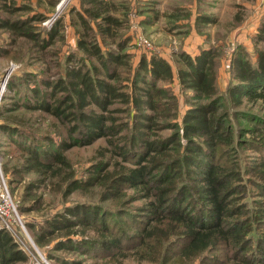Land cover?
I'll use <instances>...</instances> for the list:
<instances>
[{"label":"rangeland","instance_id":"1","mask_svg":"<svg viewBox=\"0 0 264 264\" xmlns=\"http://www.w3.org/2000/svg\"><path fill=\"white\" fill-rule=\"evenodd\" d=\"M89 1L0 0V121L6 117L9 122L20 124L14 141L0 126V171L13 204L10 215L4 219L0 217V228L3 225L9 227L14 242L26 257L24 264H264V222L257 223L254 214L258 213L260 205H264V186L249 171L264 159V149L257 147L264 144V132L260 131L264 129V103L249 102L245 98L241 105L236 106L228 93L230 85L237 82L230 61L231 55L239 50L238 46L246 43L251 62H255L256 50H264V0H227V4L222 6L226 8L224 11L212 0H103L109 14L122 22L118 30L113 29L115 35L107 38L96 30L89 31L87 35L79 19V12H83L84 8H95ZM210 3L216 5V9L212 10ZM243 3L248 7H240ZM213 11L218 13L220 21L211 26H202L203 18L211 20ZM258 14L261 22L253 29L250 23ZM244 18L245 24L240 22ZM16 21H20L24 27H31L33 35L40 34V39L21 36L3 27L4 22ZM97 22L91 21L90 24L96 29ZM52 32H55V38L50 41ZM194 33L202 36L208 47L217 48L215 69L217 94L222 99L221 111L238 115L228 123L236 139L233 147L221 148L215 154L214 162L221 165L227 161L239 164L242 181H234L238 191L234 206L238 209L242 207L243 215L233 220H253L252 225L250 221L246 222L251 228L250 232H246V246L220 245L197 258L193 254L183 253L187 240L181 233L172 235L176 233L172 229L175 224L158 230L161 236H157L154 242L142 241L143 233H136L139 228L147 235L146 229L153 225L150 221L147 227L151 218L150 210L146 209L150 202L147 196L150 191L147 189L122 187L117 193L118 200L107 199L110 193H116L114 189H108L110 181L95 179L94 165L99 161L110 162L111 167L126 165L114 147L108 145L107 139L83 145L82 136L70 133V123L26 106L33 101L34 88L44 94L50 92L46 81L59 86L63 84L61 90H65L71 81L67 74L76 68L81 69L83 65L85 71L90 67H100L78 49L77 42L84 36L88 39L95 36L105 53L130 54L129 61L134 67L143 57L166 58L171 62L174 74H177L178 70L185 68L180 55L191 52L188 48H191ZM118 44L124 45L121 53ZM119 72L122 80L129 77L125 68L122 67ZM156 85L167 88L175 97L177 122L180 125L177 131L159 133L170 137L175 132L186 143L181 129L182 120L194 104V93L182 88L176 75L171 82L161 80ZM65 95L66 91H59L56 97ZM51 102L52 99L48 101L49 104ZM115 108L125 107L119 103L109 107L110 110ZM91 110L100 112L95 106L85 112ZM114 116H119V126L128 120L125 113L115 112ZM256 130L259 133L255 134ZM129 133L128 129H124L119 136ZM253 135L259 138L254 140ZM255 142L259 145H255ZM78 143L81 144L76 145ZM105 148L115 153L103 154ZM29 150L48 156L44 160L53 163L54 173L47 176L26 173L22 168L24 159L30 156ZM57 155L66 157L69 167L57 165L54 160ZM134 163L132 159L128 165ZM13 171L18 173L13 175ZM69 174L74 179L70 184L64 181L70 177ZM188 186L195 187L191 183ZM69 188L71 191H68ZM179 193L178 190L176 196ZM195 196L187 193L179 198L177 205L185 216L194 214L197 207L202 205V200ZM80 207H85L80 214L85 213L89 224L84 222L86 217L82 224H77V218L67 211L71 208L77 212ZM3 209L7 211L5 207ZM64 216L71 221L69 225L66 224L67 227ZM8 221L12 225L9 226ZM107 227L113 230L108 231ZM121 228L127 231L129 237L120 248L114 247L112 250L100 241L101 233L115 234ZM237 258L238 263L235 261Z\"/></svg>","mask_w":264,"mask_h":264},{"label":"trees","instance_id":"2","mask_svg":"<svg viewBox=\"0 0 264 264\" xmlns=\"http://www.w3.org/2000/svg\"><path fill=\"white\" fill-rule=\"evenodd\" d=\"M89 3L95 7L93 10L84 8V13L79 12V19L87 35L89 31L96 30L104 38L113 37L115 35L113 29L118 30L122 22L109 14L108 6L103 0H90ZM207 18L204 17L203 21ZM91 21H99L96 23V29L91 26ZM3 27L25 37L40 39L39 36H41L33 35L31 27L20 25V21L4 22ZM262 29L264 31V28ZM54 38L55 32H52L49 39L51 41ZM77 47L88 58L100 64V67L94 66L93 69L90 67L91 69L88 68L85 71L83 65L81 69L76 68L71 74H67L71 81L67 84L68 87L65 86V90H61L63 84L59 86L46 81L45 84L50 92L40 93L37 88H34L33 101L26 106L40 109L59 121L70 123V133L82 136L83 145H90L105 138L108 145L114 147L115 152H118L117 155L122 157L126 165L116 164L115 167H111L110 162L99 161L94 165L96 166L93 170L94 177L99 181L104 179L111 182L108 189H114L116 194L110 193L107 199L118 200L117 193L122 187L143 188L150 191L147 194L150 202L146 209L150 210L151 218L147 227L150 221L153 225L146 229L147 235L136 227L139 229H136L137 234L143 233L142 241H157V236H161L158 230L175 224L172 229L176 233L172 235L177 236L181 233V236L187 240L183 253L193 254L195 258L220 245L241 248L246 246V232L251 230L246 222L250 221L252 225L253 220H233L243 215L242 207L239 206L238 209L234 206L236 201L234 197L238 194L234 181H242L239 164L227 161L225 165H221L214 162L215 154L221 148L233 147L236 139L233 128H230L228 123L233 122V116L238 118L237 114L230 115L221 111L222 99L217 94L215 69L217 48L214 46L202 48L197 55L181 53L180 57L185 68L174 74L171 62L163 57H143L139 65L134 67L129 61L130 54H114L110 51L105 53L95 36L90 39L86 36L79 39ZM123 47V44H118L119 53ZM238 48L239 50L231 55L230 61L231 71L237 82L235 85H230L228 93L236 106L241 105L245 98L249 102L264 103V50H256L255 62H251L249 49H246L243 44ZM122 67L129 74L126 80L121 79L119 69L121 70ZM174 75L178 77V83L182 88L194 93V104L182 120L181 129L186 143H183L180 140V134L175 132L170 137L160 134L165 130L180 129L177 122L175 97L167 88L156 85V82L161 80L171 82ZM59 91H66V95L57 98L56 94ZM50 99L53 102L49 104ZM118 103L125 108L109 109ZM91 106L97 107L100 112L95 110L85 112ZM115 112L125 113L128 117L127 122L119 126L117 122L120 118L114 116ZM8 119L6 117L2 119L0 126L14 141L13 137L19 133L20 124L11 123ZM72 123L75 124L72 125ZM124 129L130 131L129 135L119 136ZM260 131L264 132V129ZM257 133L259 131L256 130L255 134ZM254 135L253 139L257 140L259 136ZM79 144L81 143L76 145ZM254 144L259 145L257 142ZM73 146L74 144L71 147ZM257 147L264 149V144ZM28 152L30 156L24 159L22 168L26 173L40 176L54 173L53 163L45 161L48 156L32 150ZM115 152L105 148L103 154ZM131 158L135 163L128 165L132 161ZM55 159L59 166L69 167L70 165L66 157L62 155H57ZM249 171L255 178L260 179L264 186V159L253 165ZM17 173L18 171L12 172L13 175ZM69 175L70 177L64 181L70 184L74 179L71 174ZM189 183L195 187H189ZM178 190L180 193L176 196ZM68 191L71 189L69 188ZM187 193H192L193 196L198 195L202 200V205L189 216H185L177 205L179 198ZM79 209L77 212L71 208L67 211L69 215L77 218L75 221L77 224H82L85 217L84 222L89 224L85 213L80 214L81 211H85V207ZM257 210L258 213H254L257 223L264 222V205H260ZM6 220L9 219L6 218ZM63 221L64 225L71 223L66 216ZM8 225L12 223L8 221ZM243 226L246 228L241 230ZM106 229L113 230L108 227ZM115 232V234L111 232L100 234V241L112 250L114 247L120 248L129 237L123 228ZM85 242L88 243L91 240ZM238 260L237 258L235 261L238 263ZM25 262L26 257L14 242L9 227L3 225L0 228V264H24Z\"/></svg>","mask_w":264,"mask_h":264},{"label":"crops","instance_id":"3","mask_svg":"<svg viewBox=\"0 0 264 264\" xmlns=\"http://www.w3.org/2000/svg\"><path fill=\"white\" fill-rule=\"evenodd\" d=\"M212 1H216V5L220 6V7L225 6L227 4V0H212ZM210 5L212 7V10L216 9L215 8L216 5H213L212 3H210ZM243 6L245 8L248 7L246 3H243L240 5V7H243ZM222 8H223V11L226 9V8L224 9V7H222ZM259 14L254 15V17H253L254 19L250 23V24H253V25H251V27H254L253 29H256L261 22V18L259 17ZM210 15H213L210 17L211 20H209L207 17H205L207 19L204 20V24L202 26H204V27H205V25L211 26V24H217L220 21V17H219L217 12L213 11L212 14H210ZM240 22H243L245 24V18L242 19V21H240ZM245 30H246V28H245ZM192 38H193V42L190 41L191 48H188V50H190L192 53L189 51H187V53L192 54V55H197V54H199V52L202 48L208 47V45H205V41H204V38L202 36H199L198 34L194 33ZM243 45L246 46V43H243Z\"/></svg>","mask_w":264,"mask_h":264},{"label":"built area","instance_id":"4","mask_svg":"<svg viewBox=\"0 0 264 264\" xmlns=\"http://www.w3.org/2000/svg\"><path fill=\"white\" fill-rule=\"evenodd\" d=\"M3 207H5L7 211H4ZM12 207H13V204H12L9 192L5 187V182H4L3 177L1 176V171H0V217L1 219H4L6 216L10 215V211Z\"/></svg>","mask_w":264,"mask_h":264}]
</instances>
